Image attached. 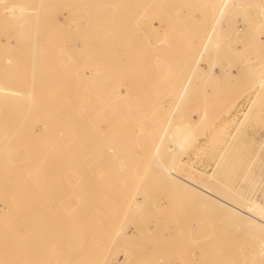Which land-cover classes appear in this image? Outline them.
<instances>
[{
  "label": "rangeland",
  "instance_id": "374dc122",
  "mask_svg": "<svg viewBox=\"0 0 264 264\" xmlns=\"http://www.w3.org/2000/svg\"><path fill=\"white\" fill-rule=\"evenodd\" d=\"M177 170L264 205V0H0V257L264 264Z\"/></svg>",
  "mask_w": 264,
  "mask_h": 264
},
{
  "label": "bare ground",
  "instance_id": "6f19581e",
  "mask_svg": "<svg viewBox=\"0 0 264 264\" xmlns=\"http://www.w3.org/2000/svg\"><path fill=\"white\" fill-rule=\"evenodd\" d=\"M13 10L16 12H19V13H22V12L27 13L30 10V8L21 4V5H18L17 7H13ZM179 136L181 138L180 140L183 142V147H188L190 142L193 140V138L188 133L185 134V133L179 132ZM164 173H165L164 175L167 178V181H168V179H170L171 181L173 180L172 182H176L177 184H180L179 187H181L183 192H181V190L178 191L177 187H176L178 194L185 193L186 190H188V191L190 190L192 193L190 191L189 192L191 193V195L194 194V196L190 197V195H189V197L190 198L193 197L194 199H197L199 196L198 199L203 201L201 203H204L205 206L208 207L209 211L211 209H212L211 212H213V210H215L214 215L218 216V214H220L223 216V218L227 219L228 221L232 222L234 225H236L238 227H241L244 229H254V231H260V233H261L260 240L262 242L263 252H264V205L262 203H260L258 201H247L245 198L242 197V195H240V193H237V192H235V193L233 192L234 194H230V193H226V192H222L220 190H217L208 182L209 180L207 181L205 179V181H202L199 178L195 177L194 174H191V173L181 174L180 171L178 172V170H177V172L170 171L168 173L167 172H164ZM182 186L184 187V189ZM174 187H173V189H174ZM188 191L185 194L188 195ZM181 195H183V194H181ZM187 195H186V197H188ZM195 196H197V197H195ZM197 200H194L196 202V203L194 202V205L198 204ZM199 200H198V202L200 203ZM201 203H200V205H202ZM137 204L140 205V203H137ZM194 209H195V207H194ZM216 211H218V213H215ZM204 212H205V210H204ZM208 212H207V214H208ZM211 212H210V214H212ZM187 219H189V218H187ZM187 228H188V225H187ZM160 244H162V243H160ZM91 250H92L91 253H93V254L95 253V255H93V256L96 257V255H98L97 254L98 252L97 253L95 251L93 252V248ZM22 252L24 253L23 256H21L20 253L16 252V251L14 253L3 251V254L0 257V260H2L1 262L8 263V264H48V263H45L46 260L43 258V256L41 254H38V257H36V258H31L34 256V254L36 252L34 253V251H31V250L25 249V248L22 250ZM89 255H90V253H89ZM89 255H88V257H90ZM82 258H84V257H82ZM98 263H100V262H98ZM78 264H91V262L84 258L81 261H79ZM120 264H124V263H120Z\"/></svg>",
  "mask_w": 264,
  "mask_h": 264
}]
</instances>
